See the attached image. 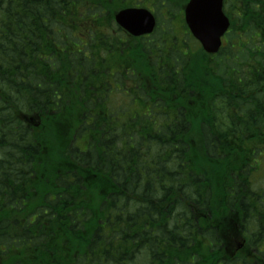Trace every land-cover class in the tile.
<instances>
[{
	"label": "trees",
	"instance_id": "obj_1",
	"mask_svg": "<svg viewBox=\"0 0 264 264\" xmlns=\"http://www.w3.org/2000/svg\"><path fill=\"white\" fill-rule=\"evenodd\" d=\"M143 1L0 0V264H264V0L228 1L216 56L175 35L186 0L130 38Z\"/></svg>",
	"mask_w": 264,
	"mask_h": 264
},
{
	"label": "water",
	"instance_id": "obj_2",
	"mask_svg": "<svg viewBox=\"0 0 264 264\" xmlns=\"http://www.w3.org/2000/svg\"><path fill=\"white\" fill-rule=\"evenodd\" d=\"M222 9L223 0H191L186 9V20L192 34L211 54L219 52L221 38L230 25ZM116 20L134 36L151 34L155 28L154 16L143 9L124 10L116 16Z\"/></svg>",
	"mask_w": 264,
	"mask_h": 264
},
{
	"label": "rangeland",
	"instance_id": "obj_3",
	"mask_svg": "<svg viewBox=\"0 0 264 264\" xmlns=\"http://www.w3.org/2000/svg\"><path fill=\"white\" fill-rule=\"evenodd\" d=\"M174 1V0H173ZM229 0H227V3H228ZM153 2V1H152ZM149 2L146 0L143 1L142 3V7H145V8H148L152 11V7H153V4L149 3ZM180 4V3H179ZM178 4V5H179ZM228 5H230L229 3L227 4V11H228V16L229 18L231 19V28H236L238 29L239 27V21H238V18L236 16V14L232 11H230L228 9ZM232 5V4H231ZM178 7V6H177ZM127 8V7H125ZM179 8V7H178ZM232 9V8H231ZM235 8H233L234 10ZM157 9L153 10L156 12ZM159 16H160V19H161V29H165V24L167 25V11L166 10H163V11H160L158 12ZM179 16V15H178ZM165 22V24H164ZM173 28L176 30L175 31V35L177 36V34L179 35V32L182 33L180 30L182 29V20L180 19V17H177V19L175 18L173 21ZM184 34V33H182ZM179 37L181 38H184L183 36L179 35ZM179 38V39H180ZM181 40V39H180ZM192 47V46H191ZM120 99H122V95L120 96V98L117 100V99H114V101H118V102H115L117 103L116 105H119V103L121 102ZM111 104H114L113 102H110ZM110 105V104H109ZM121 105V104H120ZM109 108H112V105L109 107ZM262 160L259 161L258 160V163L256 164V168L254 169L253 173L252 174H249L248 176V179L250 180V183L251 185L253 186V190L254 191H259L260 194H264V155H262V157H260ZM40 193V192H39ZM262 201H264V198L262 199ZM237 227L239 229H242L243 228V224L242 222H237ZM248 228L249 225H247ZM231 257V256H230Z\"/></svg>",
	"mask_w": 264,
	"mask_h": 264
},
{
	"label": "flooded vegetation",
	"instance_id": "obj_4",
	"mask_svg": "<svg viewBox=\"0 0 264 264\" xmlns=\"http://www.w3.org/2000/svg\"><path fill=\"white\" fill-rule=\"evenodd\" d=\"M180 18H181L182 23H183V20H184L183 17L180 16ZM184 24L185 23L182 24V29L180 31L182 33H184L185 35H187L188 31H187L186 26ZM252 173H253V171L250 172L249 174H252ZM254 198H255V196L250 198V199L254 202ZM263 198H264V194H259L258 202H259V204L262 203L264 206V201H262ZM255 204L258 205L257 203H255ZM254 211H255V209H254ZM229 215H230L229 219H222L219 221V218H218L216 220H217V222H229L230 225L232 224V222H234V225H231L232 228L229 231V235H230V237H232V241L235 242V249L237 246L241 247L243 243H244V247H245V244L249 241L250 236H251L250 235V228H247V230H246L245 227L242 229H239L237 227V223H235V222H243V220L245 222V219L243 218V220H242L241 214H239L238 212L231 210L229 212ZM259 216H260V213H259ZM251 222H264V221L260 217V218H254V221H251ZM217 230H219V228ZM244 247H243V249H244Z\"/></svg>",
	"mask_w": 264,
	"mask_h": 264
}]
</instances>
